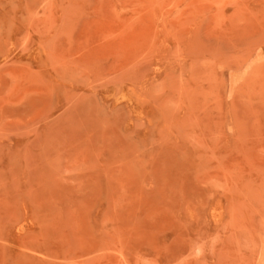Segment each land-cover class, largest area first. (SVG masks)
I'll use <instances>...</instances> for the list:
<instances>
[{
    "label": "rangeland",
    "instance_id": "1",
    "mask_svg": "<svg viewBox=\"0 0 264 264\" xmlns=\"http://www.w3.org/2000/svg\"><path fill=\"white\" fill-rule=\"evenodd\" d=\"M0 264H264V0H0Z\"/></svg>",
    "mask_w": 264,
    "mask_h": 264
}]
</instances>
